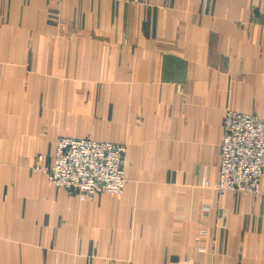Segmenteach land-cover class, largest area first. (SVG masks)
Wrapping results in <instances>:
<instances>
[{
    "label": "crops",
    "instance_id": "obj_1",
    "mask_svg": "<svg viewBox=\"0 0 264 264\" xmlns=\"http://www.w3.org/2000/svg\"><path fill=\"white\" fill-rule=\"evenodd\" d=\"M228 110L264 120V0H0V264H264V198L203 187ZM59 138L124 193L52 187Z\"/></svg>",
    "mask_w": 264,
    "mask_h": 264
},
{
    "label": "built area",
    "instance_id": "obj_2",
    "mask_svg": "<svg viewBox=\"0 0 264 264\" xmlns=\"http://www.w3.org/2000/svg\"><path fill=\"white\" fill-rule=\"evenodd\" d=\"M221 166L218 180L203 187L224 195H253L264 198V120L256 114L228 110L223 119L219 145ZM124 145L98 142L90 138H59L54 163L42 168V156L35 169L43 171L49 184L77 196L84 202L98 194L122 195L127 184ZM210 207H203L208 215Z\"/></svg>",
    "mask_w": 264,
    "mask_h": 264
}]
</instances>
